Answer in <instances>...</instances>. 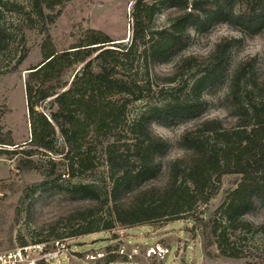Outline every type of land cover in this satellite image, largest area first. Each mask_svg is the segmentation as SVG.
Instances as JSON below:
<instances>
[{
    "label": "trees",
    "instance_id": "obj_1",
    "mask_svg": "<svg viewBox=\"0 0 264 264\" xmlns=\"http://www.w3.org/2000/svg\"><path fill=\"white\" fill-rule=\"evenodd\" d=\"M68 1L30 0L37 16H42L45 10L54 11ZM231 1L155 0L147 3L133 0L128 47L116 46L121 44H112L105 33L92 29L86 30L67 49L58 50L50 38L44 43L42 61L27 70L24 82L30 137L24 145L17 146L11 132L0 128V156L61 155L57 154L55 146L57 133L63 146L73 152L70 158L66 155L57 161L50 160L43 181L25 190V196L29 197L38 186L43 187L49 193L78 204L58 221L77 222V228L56 235L55 240L109 232L115 226L132 229L187 219L193 225L200 224V208L216 195L222 176L235 174L241 176L240 182L213 213L209 233L222 257L250 258L251 252L244 254L240 243L249 234L264 238V224L254 225L243 219L256 206L264 207V72H252L253 59L241 61L230 75L227 119H204L184 131L178 139L184 154L166 164L161 182L156 183L162 177L159 176L160 157L168 143L154 133L153 118L142 115L129 127L132 142L125 146V157L118 159L114 157L116 152L108 149L107 162L115 168V174L110 176V188L103 196L95 184L64 187L60 183L65 175L74 177L94 169L92 152L97 143L82 151L87 145L86 137L91 133L95 139L110 138L112 130L125 117L128 105L142 99L144 87L136 78L142 77L144 83L149 84L154 67L182 47L191 28L199 30L213 15L226 21L232 13ZM236 1L240 6L236 15L241 21L238 23L246 22L252 29L264 24V0ZM0 5H3L1 1ZM159 5L173 10L175 16L168 29L152 32L154 18L161 11ZM232 44V39L223 38L206 57L180 58L164 79L166 85L175 84L182 72L193 69L197 63L203 66L196 71L188 98L171 96L164 100L153 109L158 113L154 118L197 111L203 104L202 93L216 82L223 70ZM136 58L143 75L138 76L135 71L133 78L119 77L117 73L122 64L132 63ZM80 64L83 67L69 83L67 76ZM113 94L126 98L117 104L108 100ZM51 98L55 111L49 117L37 112ZM21 147H28V152ZM128 153L134 161L131 164ZM27 164L21 159L17 169L23 171ZM103 215L109 220H104ZM235 232L242 236L233 241L230 237ZM250 259L246 264H264V246L259 256Z\"/></svg>",
    "mask_w": 264,
    "mask_h": 264
},
{
    "label": "rangeland",
    "instance_id": "obj_2",
    "mask_svg": "<svg viewBox=\"0 0 264 264\" xmlns=\"http://www.w3.org/2000/svg\"><path fill=\"white\" fill-rule=\"evenodd\" d=\"M0 128L3 132L10 131L17 146H22L30 137V119L24 94V82L27 70L37 66L43 57L42 46L50 38L58 50L67 49L73 45L82 34L89 29L105 33L116 46L128 47L131 39V15L133 0H70L54 11L43 12L37 16L31 7L30 0H0ZM153 3L155 0H145ZM212 1V0H211ZM159 4V2L157 1ZM161 11L154 18L152 32L169 28L170 20L175 16L174 11L159 5ZM232 13L223 21L212 16L199 30L191 28L182 47L175 53L168 55L154 67L149 84L144 79L136 78L143 86L142 99L134 101L126 108L125 117L118 123L110 138L102 136L95 139L91 133L86 137L87 145L97 143L92 152L94 169L74 177L63 176L60 183L65 187L74 184H95L101 191L110 188V176L115 174V168L107 162L108 149L115 151L114 157L124 158L125 146L132 142L129 133L131 124L144 115L152 117L151 127L156 135L167 141L168 147L160 157L162 176L156 183L162 181L166 164L184 154L178 139L182 133L204 119H227L230 107L226 100L229 78L236 66L241 62L253 59L255 64L253 73L264 72V24L258 29L237 19L240 9L239 2L231 1ZM223 38L233 40L227 53L223 70L216 82L201 95L203 104L197 111L189 115H168L159 119L154 118L158 113L153 109L164 100L175 96L188 98V91L196 71L203 64L197 63L193 69L182 72L176 83L166 85L164 79L172 71L180 58L187 56H208ZM136 58L133 62L123 63L117 75L124 79L133 78L135 71L142 76V66ZM83 64L77 65L67 76L69 83L72 77L79 73ZM109 97V96H108ZM112 102L121 104L123 95L113 94L109 97ZM55 111L52 98L47 100L37 112L49 117ZM96 140V141H94ZM91 142V143H89ZM111 145V146H110ZM56 156L32 157L25 153L19 157L9 158L0 156V252L14 250L17 247L29 245L35 241H53L56 235H64L77 228V222H61L59 219L70 212L77 203H70L62 195L49 193L46 188L37 187L35 192L25 196V190L39 185L47 172L48 162L60 160L73 152L63 146L58 135L55 136ZM110 146V147H109ZM13 149V148H10ZM28 152V147H21ZM129 154V164L133 163ZM28 162L23 171L17 169L19 161ZM58 172V167L54 169ZM67 171H65V174ZM241 176L235 174L224 175L221 178L219 190L209 204L201 207L202 220L193 225L190 219L176 220L167 223H153L125 229V234L134 239L152 244L154 241L165 243L171 248V254L163 264H246L251 257L259 256L264 246V238L259 235L246 236L241 242V249L250 258L228 259L219 254L215 239L210 235V225L213 213L223 204L228 194L236 189ZM104 220H109L103 215ZM243 219L254 225L264 224V207L256 206ZM79 223V221H78ZM118 226L112 231L99 232L88 236L75 238L82 250L100 248L111 237L112 232H118ZM235 232L230 239L236 241L242 235ZM239 244V242H238ZM64 264V263H63Z\"/></svg>",
    "mask_w": 264,
    "mask_h": 264
},
{
    "label": "built area",
    "instance_id": "obj_3",
    "mask_svg": "<svg viewBox=\"0 0 264 264\" xmlns=\"http://www.w3.org/2000/svg\"><path fill=\"white\" fill-rule=\"evenodd\" d=\"M117 229L100 248L82 250L73 238L34 242L0 252V264H163L171 254L165 243L147 244Z\"/></svg>",
    "mask_w": 264,
    "mask_h": 264
}]
</instances>
